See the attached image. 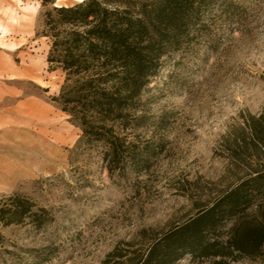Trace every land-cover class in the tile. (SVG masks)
I'll return each mask as SVG.
<instances>
[{
    "label": "rangeland",
    "instance_id": "rangeland-1",
    "mask_svg": "<svg viewBox=\"0 0 264 264\" xmlns=\"http://www.w3.org/2000/svg\"><path fill=\"white\" fill-rule=\"evenodd\" d=\"M239 2L234 20L209 11L207 26L162 58L139 98L143 123L122 130L135 135L126 143L136 161L125 155L109 170L102 147L52 102L63 73L48 70V40L36 35L44 10L79 1L0 0V205L19 195L49 220L0 222V264H132L264 160L246 125L264 109V0Z\"/></svg>",
    "mask_w": 264,
    "mask_h": 264
},
{
    "label": "trees",
    "instance_id": "trees-1",
    "mask_svg": "<svg viewBox=\"0 0 264 264\" xmlns=\"http://www.w3.org/2000/svg\"><path fill=\"white\" fill-rule=\"evenodd\" d=\"M54 2L41 0L43 6ZM214 10L219 12L213 16L234 20L242 6L239 0H81L42 12L36 35L48 40V70L63 73L51 100L87 143L102 147L109 170L125 155L137 157L126 143L135 135L122 130L143 123L139 98L162 58L190 43ZM246 125L256 155L263 157L264 109ZM46 214L19 195L0 205L5 225L29 222L40 228L49 221ZM151 239L132 264H174L186 255L232 264L264 255V160Z\"/></svg>",
    "mask_w": 264,
    "mask_h": 264
},
{
    "label": "crops",
    "instance_id": "crops-1",
    "mask_svg": "<svg viewBox=\"0 0 264 264\" xmlns=\"http://www.w3.org/2000/svg\"><path fill=\"white\" fill-rule=\"evenodd\" d=\"M78 1H81V0H78Z\"/></svg>",
    "mask_w": 264,
    "mask_h": 264
}]
</instances>
